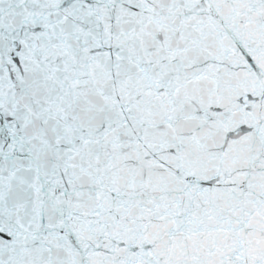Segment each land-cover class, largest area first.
Returning <instances> with one entry per match:
<instances>
[{
  "label": "snow or ice",
  "instance_id": "obj_1",
  "mask_svg": "<svg viewBox=\"0 0 264 264\" xmlns=\"http://www.w3.org/2000/svg\"><path fill=\"white\" fill-rule=\"evenodd\" d=\"M0 264H264V0H0Z\"/></svg>",
  "mask_w": 264,
  "mask_h": 264
}]
</instances>
